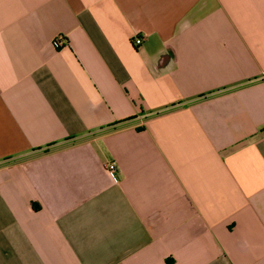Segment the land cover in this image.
Listing matches in <instances>:
<instances>
[{"label": "crops", "instance_id": "0c3cea01", "mask_svg": "<svg viewBox=\"0 0 264 264\" xmlns=\"http://www.w3.org/2000/svg\"><path fill=\"white\" fill-rule=\"evenodd\" d=\"M0 264H264V0H0Z\"/></svg>", "mask_w": 264, "mask_h": 264}, {"label": "built area", "instance_id": "2783aa9c", "mask_svg": "<svg viewBox=\"0 0 264 264\" xmlns=\"http://www.w3.org/2000/svg\"><path fill=\"white\" fill-rule=\"evenodd\" d=\"M133 41H134V44H135L136 46H140V45L143 44V42H144V38H143L142 36H136V37L134 38ZM65 44H67V40H66L65 36H63V35H59V36L55 39V45H56L57 47L60 48V47L64 46ZM106 167H107V169L109 170V172H110L112 175L116 176L117 162H115V161L109 162V163H107Z\"/></svg>", "mask_w": 264, "mask_h": 264}]
</instances>
